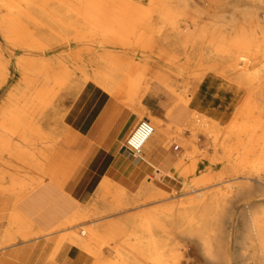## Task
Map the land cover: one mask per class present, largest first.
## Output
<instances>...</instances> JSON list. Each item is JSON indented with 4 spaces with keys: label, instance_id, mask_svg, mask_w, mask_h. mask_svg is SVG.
Instances as JSON below:
<instances>
[{
    "label": "rangeland",
    "instance_id": "rangeland-1",
    "mask_svg": "<svg viewBox=\"0 0 264 264\" xmlns=\"http://www.w3.org/2000/svg\"><path fill=\"white\" fill-rule=\"evenodd\" d=\"M0 1L2 2H0V77H3L5 73L10 74L7 85L0 92V120L5 119L8 124L14 123L13 117L9 115L11 108L15 109L16 117H19L21 123L27 122L30 118L33 120L37 128L46 134V142L39 143L29 141L30 138L23 140L19 137H12V139L17 138L19 141L17 144L14 142L15 145L24 147L32 153L42 147L44 148L47 144L49 149L55 150L66 133V115L67 135L72 131L70 123H75V111L80 107V100L85 101V98L93 97L94 105H99L95 87L98 71L120 73L127 66H132L130 83L135 85L137 84L136 76L138 73L148 68V70L159 72L172 80L176 91L185 97H188L189 93L191 94L192 88L189 85L191 82L200 80L209 73L220 76L215 71L205 70L206 63L204 61L196 63V61L191 60L186 64L182 48L174 41L175 31L171 30L169 25L176 22V27H182V22L192 18L210 21V27L229 33L242 21V13L248 7L243 3L237 4V0H170L169 2H174V4L168 7L166 11H161L158 8L145 11L142 30L122 39L111 31H104V34L81 31L82 33L79 35L71 31L68 32L66 26L56 22V19L63 16V10H65L60 3H56L58 0H51V2L49 0H38L39 2L36 0H34L35 2L33 0ZM5 1L9 2L8 4L19 2V8L22 6V12L28 15V21L21 19L22 29H24L22 35L11 36L5 28L9 16V9L4 8L3 10V2ZM10 1L12 2L10 3ZM43 2L44 4H42ZM224 2H226L225 8L215 5ZM53 3L56 6H52ZM211 5H215V7L213 8ZM54 9H58V12L56 10L54 12ZM43 12L47 13V16ZM53 18L54 20H52ZM45 19L47 22H44ZM26 22L29 24H24ZM35 29H37L36 34L39 29L41 32L39 31L40 33L36 35ZM53 29H58V31ZM43 36L46 40H41ZM54 37L56 38L54 39ZM195 72L199 74L195 75ZM223 78L236 83L230 78ZM138 87L139 85L135 86V89ZM139 91L140 94H143L141 103L145 113L151 118L163 119L162 121L167 127L175 126L181 131H192L194 119L190 117L193 112L202 115L196 112L197 109L189 106H180L167 112L168 100L160 92L157 94H152L150 91L144 93L143 84ZM263 92L264 89L262 90L264 95ZM34 93L47 97L48 104L40 105L37 103L36 106H31L30 100ZM230 96L226 101L227 110L223 109L219 114L213 112L210 115L222 129H225L233 120L231 111L241 107L243 103V98H239L236 94ZM8 98L11 99L10 102L7 101ZM112 99L123 104L121 99ZM261 99H264V96ZM261 107L264 109V100ZM258 113L259 111L256 112V114ZM62 115H64L63 121L60 120ZM139 120L140 117L137 116L123 143L126 142L127 137L140 122ZM241 120L242 117L240 116L234 119L235 122ZM17 128L19 129L20 126L18 125ZM174 140H159L164 147H173L176 151V157L172 168L167 173L160 174L158 172L148 177L154 183L153 187L147 188L146 184L141 183L131 192L113 181L108 182V186L101 185V180L106 176H100L90 183L82 197L77 200V213L80 216L76 224L79 226L90 224L96 228L99 224L119 221L141 212H147L149 216L157 218L159 211L156 210L163 205L169 203L178 205L180 202H185L193 197L199 199L201 192H208L206 197L208 198L210 191L214 189L210 185L217 181L230 180L228 193L219 202L221 211L218 214L214 213L213 206L206 201L192 209L191 214L196 221L192 225L193 231H189L184 222L172 219L165 222L164 228L156 227L154 232L159 239L164 240L165 252L177 256L174 260L175 264H264V256L258 252V245L253 232H249L248 205H256L264 209V184H259L254 180L257 177L256 173L259 172L257 170V152L249 154L245 158L241 157V153L231 146L230 151L225 153L220 147H213L210 141L208 143L201 140L193 141L186 134L183 135L182 139ZM232 150L233 152H231ZM3 154L6 153L0 151V156ZM7 161L9 162L6 164L11 165V161ZM233 170L237 171L236 175H232ZM23 171L21 179L11 176L13 189L15 182L18 183V188L28 187L29 175L24 169ZM176 171L181 172L182 175H174ZM248 175L252 177V180L243 179ZM234 177L236 178L232 180ZM78 178L76 182H73L80 185L81 179ZM202 178L211 181L206 184L198 183V180ZM202 187L208 188L198 191ZM158 189H162L165 194L160 195ZM83 209L84 212L81 214ZM12 210L13 208L2 216L5 224L0 231V254L6 257H12L7 254L8 248L16 246L19 242L26 244L35 241L32 240L37 236L34 232H38L36 229L29 230L26 238L16 237L6 244L8 248L2 249L5 244L1 241H3L2 238ZM104 229L99 228L97 230L103 232ZM101 234L104 236V233ZM42 237L36 242L38 248L45 243L46 239ZM204 237H207L211 250L218 251L219 257L217 259L211 260L204 253L205 246L202 241ZM68 244L63 242L60 245L58 256L54 260L56 264H97L88 250L76 249ZM96 245L98 243L93 244L91 248L96 247ZM104 245L107 244L103 243L102 246ZM112 246L113 243L104 246L102 249V259L107 263L119 258ZM45 255L42 256L45 257Z\"/></svg>",
    "mask_w": 264,
    "mask_h": 264
},
{
    "label": "bare ground",
    "instance_id": "bare-ground-1",
    "mask_svg": "<svg viewBox=\"0 0 264 264\" xmlns=\"http://www.w3.org/2000/svg\"><path fill=\"white\" fill-rule=\"evenodd\" d=\"M6 1L3 2V10L4 8H8L9 16L6 23L4 22L6 24L5 28L11 36L22 35L24 33V29H22L23 25H21V22L23 19L27 20L28 15L22 12V6L19 8V2L14 4L10 1L11 4H8L9 2ZM49 1L51 2V0ZM169 1L170 0H58L56 3H60L65 10H63V16L56 19V22L58 24H63L67 27L68 32H74L76 35L81 34L83 31H88L90 33H103L104 31H111L118 37L126 39L127 37H130L136 32L138 33V31L142 30L141 27H143L145 21V11L156 8L161 11H166L168 7L174 4V2ZM241 3L248 7L246 11L242 13V21L239 22L238 25L235 26L229 33L215 27H210V21L208 22L206 20L202 21L192 18L182 22V27H176V22L174 23L175 25H169L170 29L175 31V36L173 35L174 41L182 48L186 64L191 60H194V62L196 61V63L198 61L199 63L204 61L206 63L204 67L205 70L215 71L220 76L230 78L235 81L237 85L243 88L244 92L246 90V97L244 95L242 106L237 108L233 113V120L231 123L227 127L224 126L226 127L225 129H222L219 127V124L215 123L212 119L193 112L190 117L194 119L193 130L186 132L175 128V126L167 127L160 119L148 118L145 119L146 121H140L126 140L131 146L139 148L153 136L158 138V142L161 139L179 140L186 134L187 137L193 141L201 140L205 143L210 141L213 147L218 146L223 150V152L225 151V153L230 151L229 149L231 146L241 153V157L245 158L249 154L257 152V170L260 173H256L257 177L254 180L259 184H264V109L261 107V103L264 100L261 99V97L264 96L262 94V90L264 89V0H237V4ZM42 4H44V2ZM225 4L226 2L215 5L225 8ZM53 5L54 3L52 6ZM215 5L211 6L214 8ZM55 10L57 11L58 9H54L53 11L55 12ZM43 13L47 16L46 14L48 12ZM48 16L52 17L49 14ZM52 20H54V18ZM44 22H47V20L45 19ZM24 24H29V22ZM36 25L38 24L36 23ZM41 27L40 29H42ZM40 29L38 30V33L41 32ZM36 31L37 29L34 31L35 34ZM56 31H58V29ZM61 31L62 29L60 32ZM44 38L45 37L43 36L41 40ZM55 38L56 37H54V39ZM41 40L40 42H43ZM132 71V66H127V68L120 73H111L103 70L98 71L96 73L97 84L95 87L98 93L99 104L106 98L121 99L123 101V104H121L128 108L129 111L137 112L140 109L142 114H144V108L141 107L143 94H140L139 91L143 84L144 93H147L148 91L151 93L162 92L163 95L165 94L170 98L173 97L175 99V102L169 111L180 106H188L190 97H185L181 93L177 92L174 82L169 78L164 77L163 74L159 72H152L147 68L139 72L136 76L137 84L131 85L132 83H130V78L132 76ZM198 74L195 72V75ZM9 75L10 74L7 75V73H5V75L3 74V77H0V92L7 85L10 78ZM137 85H139V87L135 89V86ZM10 100V98L7 99L9 102ZM37 103L40 105H46L48 104V99L39 93H34L31 97L30 104L31 106H36ZM258 111L259 113L256 114ZM9 115L13 117V124H8L5 119L0 120V151L6 153L12 159L17 157L30 179L27 188H18L15 199L13 200L15 202L27 195L31 190L43 182L45 166L46 163L48 164L47 161L51 157L53 151L49 149L48 144L47 146L45 145L44 148L42 147L38 149L35 153L29 152L24 147L15 145L12 142V137H19L23 140L30 138L29 141L41 143L47 141V136L37 128L31 118L27 122L21 123L19 121V117H16L14 108L9 110ZM237 116L242 117L240 122L234 121ZM60 120H64V115L60 116ZM18 125L20 126L19 129L17 128ZM146 146L147 145H145V147ZM231 152H233V150ZM97 156L98 153L93 154L94 159ZM176 174L178 176L182 175L179 171H176L174 175ZM236 174L237 171L233 170L232 175ZM235 178L236 177L232 180ZM243 179L252 180V177L248 175L243 177ZM74 181L77 180L75 179ZM110 181H112L110 178L105 177L101 180L100 184L108 186L107 183ZM210 181L211 180L202 178L198 180V183L206 184ZM229 182L230 180L217 181L216 183L210 185V187H214V189L210 191V197L208 196V198H206L208 192H201V197L199 199L193 197L187 199L185 202H180L178 205H175L174 203L163 205L156 210L159 211V217L157 218L149 216L147 212H141L123 218L119 221L99 224L96 228L90 226V224H83L80 226L77 225L76 222L78 221L80 215H78L77 211H75L72 216L65 218L57 224L52 229V232H43L37 229L28 217L26 218L13 208L2 238L3 241H1V243L3 242V244H5V247L2 249L8 248L6 244L11 242L16 237L26 238L29 230L36 229L38 232L34 233L37 236L32 240H38L42 236L45 237L47 241L54 243L53 252H57V249L63 242L69 243L76 249H86L89 251L90 256L97 264H175L174 260H176L177 256L175 254L165 252L164 240L157 237L154 229H156V227L164 228L166 225L165 222L174 219L184 222L189 231H193L194 227L192 225L195 221L193 215L191 214L193 207L208 201L213 206L214 213L218 214L221 211L219 202H221L224 196L228 193L227 189L230 188ZM142 183L146 184L147 188H151L154 185V183H152L148 178ZM206 188L208 187H202L198 191H202ZM158 191L160 195L165 194L162 189H158ZM248 206L250 225L249 232H253V236L258 245V252L261 256H264V209H261L256 205ZM83 212L84 209L81 211V214H83ZM99 228L105 229L102 230L103 232H99V230H97ZM101 233H104V236ZM206 238L207 237L202 238L205 246L204 253L211 260H215L219 257L218 251L215 252L212 251L213 249L211 250L209 241ZM97 243L98 245H96V247L91 248L93 244ZM103 243L107 244L104 245L105 247L113 243L112 247L119 256L116 261H110L107 263L102 259V249L104 247L102 246ZM51 258L52 255H50V259Z\"/></svg>",
    "mask_w": 264,
    "mask_h": 264
},
{
    "label": "crops",
    "instance_id": "crops-1",
    "mask_svg": "<svg viewBox=\"0 0 264 264\" xmlns=\"http://www.w3.org/2000/svg\"><path fill=\"white\" fill-rule=\"evenodd\" d=\"M189 85L192 91L188 95V106L212 120L210 115L213 112L219 114L223 109H228L226 101L230 95L236 94L239 98H244L245 95L239 85L212 73ZM163 96L168 100V112L175 99L165 94ZM79 105V109L75 111V123H70L72 131L68 135L66 115V133L53 151L51 159L47 161L48 164L46 163L43 182L25 195L26 197L13 201L18 187L15 182V187L12 188L11 176L16 179L23 177L21 162L17 157L10 159L7 154L0 156V231L5 224L2 216L11 208L28 217L37 229L48 232L77 211V200L82 197L88 185L100 176H106L132 192L149 176L158 172L165 174L172 168L176 151L173 147H164L161 141L157 142V137L149 138L147 143L141 146L137 157L124 146L123 141L136 117L139 116V121H144L151 118L149 115L142 114L140 109L131 112L112 98H106L96 106L93 97L85 98V101H79ZM236 109L231 111L232 114ZM151 119L163 120L158 117ZM12 142L17 144L19 141L14 138ZM94 153H98L95 159ZM7 160L11 161V165L6 164ZM78 176L81 179L80 185H77L76 181L73 183ZM9 187L11 188L8 189ZM36 242L38 240L26 244L19 242L17 246L8 248L7 254L12 257L0 254V264H56L54 260L58 256L59 248L57 252H53V242L45 240L44 245L39 248L36 247ZM43 254H46L45 257Z\"/></svg>",
    "mask_w": 264,
    "mask_h": 264
},
{
    "label": "built area",
    "instance_id": "built-area-1",
    "mask_svg": "<svg viewBox=\"0 0 264 264\" xmlns=\"http://www.w3.org/2000/svg\"><path fill=\"white\" fill-rule=\"evenodd\" d=\"M124 146L127 147V148H129V149L132 151V153H133L134 155H136V156H138V154H139V152H140V149H141V147H139V148H135V147L131 146V145L127 142V140H126V142L124 143Z\"/></svg>",
    "mask_w": 264,
    "mask_h": 264
}]
</instances>
